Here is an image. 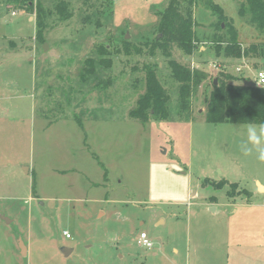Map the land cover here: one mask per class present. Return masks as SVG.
<instances>
[{
    "label": "rangeland",
    "instance_id": "obj_1",
    "mask_svg": "<svg viewBox=\"0 0 264 264\" xmlns=\"http://www.w3.org/2000/svg\"><path fill=\"white\" fill-rule=\"evenodd\" d=\"M41 1L37 38L36 14L0 0V264H264V163L240 151L247 124L205 119L211 78L264 72L244 0H195L196 48L170 56L153 47L169 0H67L63 21ZM220 13L249 57L216 55ZM170 59L206 74L181 116ZM148 67L170 97L165 120L129 116Z\"/></svg>",
    "mask_w": 264,
    "mask_h": 264
},
{
    "label": "trees",
    "instance_id": "obj_2",
    "mask_svg": "<svg viewBox=\"0 0 264 264\" xmlns=\"http://www.w3.org/2000/svg\"><path fill=\"white\" fill-rule=\"evenodd\" d=\"M22 11L36 14V37L40 38L42 29L46 26L47 10L41 0H10ZM88 0H83L87 3ZM195 0H169L162 12L158 23L159 35L156 36L153 47L160 48L166 56H170L169 48L175 45L186 54H192L198 42L194 32L193 8ZM213 12L218 10L216 5H209ZM60 20H67L72 16L70 2L57 0L53 10ZM239 13L248 14L250 22L264 33V0H244L239 7ZM89 22V21H88ZM225 25L227 37L215 34L213 38L216 55L225 58L249 57L255 46L242 48L238 41L237 31L221 13L215 24L217 31H222ZM100 26V25H99ZM104 49V48H102ZM103 53V50H100ZM91 62V61H89ZM104 63V62H101ZM106 65V64H105ZM171 77L178 83L179 116L189 111L193 91L201 85L206 74L198 69H189L174 59L169 60ZM217 82L211 78V89L205 99V119L209 123H264V86L255 84L235 83L237 78L228 73L216 76ZM170 97L164 86L151 67L146 69L145 92L138 98L136 106L129 111V116L142 122L150 120H165L169 116ZM181 118V117H180ZM207 180V179H205ZM226 180L213 182L215 188H222ZM236 183H229L235 187Z\"/></svg>",
    "mask_w": 264,
    "mask_h": 264
},
{
    "label": "clouds",
    "instance_id": "obj_3",
    "mask_svg": "<svg viewBox=\"0 0 264 264\" xmlns=\"http://www.w3.org/2000/svg\"><path fill=\"white\" fill-rule=\"evenodd\" d=\"M246 129V139L242 140L239 148L244 156L255 155V158L264 163V123H248L243 126Z\"/></svg>",
    "mask_w": 264,
    "mask_h": 264
},
{
    "label": "built area",
    "instance_id": "obj_4",
    "mask_svg": "<svg viewBox=\"0 0 264 264\" xmlns=\"http://www.w3.org/2000/svg\"><path fill=\"white\" fill-rule=\"evenodd\" d=\"M255 76L256 77L254 78V84L256 86H264V72L262 70H257ZM64 234L66 237H69L68 232L65 231ZM138 241L141 246L146 247V248H151L153 245V243L148 238L145 232L140 233Z\"/></svg>",
    "mask_w": 264,
    "mask_h": 264
},
{
    "label": "water",
    "instance_id": "obj_5",
    "mask_svg": "<svg viewBox=\"0 0 264 264\" xmlns=\"http://www.w3.org/2000/svg\"><path fill=\"white\" fill-rule=\"evenodd\" d=\"M223 25V24H222ZM46 46V45H45ZM214 82L216 83L217 82V79L215 78L214 79ZM26 171H27V168H26ZM263 186L259 187V188H262ZM1 219H4L6 222H10V220H8L7 218H5L4 216H0ZM19 245H20V248H21V253L22 255H26V247L25 245L23 244L22 240L20 239L19 240ZM62 253L64 256H67L70 252H71V249L69 248H62L61 249Z\"/></svg>",
    "mask_w": 264,
    "mask_h": 264
},
{
    "label": "crops",
    "instance_id": "obj_6",
    "mask_svg": "<svg viewBox=\"0 0 264 264\" xmlns=\"http://www.w3.org/2000/svg\"><path fill=\"white\" fill-rule=\"evenodd\" d=\"M204 179H211V178H208V177H206V178H204ZM211 180H214V181H219L220 179H218V180H215V179H211ZM225 180V179H224ZM209 207V209H211L212 208V206H208ZM26 253H27V251H26Z\"/></svg>",
    "mask_w": 264,
    "mask_h": 264
}]
</instances>
